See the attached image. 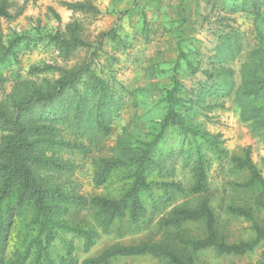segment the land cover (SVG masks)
Returning a JSON list of instances; mask_svg holds the SVG:
<instances>
[{
	"label": "rangeland",
	"instance_id": "obj_1",
	"mask_svg": "<svg viewBox=\"0 0 264 264\" xmlns=\"http://www.w3.org/2000/svg\"><path fill=\"white\" fill-rule=\"evenodd\" d=\"M9 10L12 18L0 15V106L13 114L17 103L35 89L51 90L78 72L76 85L88 108L95 101L85 84L91 80L89 69L104 79L114 101L107 121L109 135L96 127L93 117L76 115L73 89L51 105H32L25 118L54 125L58 137L72 143L39 150L73 165L60 172L37 167L42 177L68 192L117 198L132 181L130 172L119 168L98 185L94 175L99 161L126 157L157 141L152 154L162 164L149 179L189 188L194 181L191 165L202 156L209 187L217 191L211 205L227 240L254 236L253 221L228 207L252 208L255 219L264 222L261 187L235 186L247 180L249 172L236 170L232 161L250 147L264 176V142L243 120L235 102L244 64L264 51V0H9ZM112 30L114 34L104 35ZM17 37L24 39L10 47ZM45 65L52 68L38 70ZM227 72L232 79L229 94L216 88ZM170 90L179 122L163 129ZM48 112L60 118H47ZM155 193L162 195L159 189ZM185 201L195 204L197 199L176 194L168 207ZM187 229L200 236L205 225L191 223ZM161 233L154 224L123 238L103 235L89 252L79 248L77 254L83 260L112 243L157 238ZM195 256L209 264L264 262V241L244 255L218 256L207 249ZM114 264L167 263L142 255L120 257Z\"/></svg>",
	"mask_w": 264,
	"mask_h": 264
},
{
	"label": "trees",
	"instance_id": "obj_2",
	"mask_svg": "<svg viewBox=\"0 0 264 264\" xmlns=\"http://www.w3.org/2000/svg\"><path fill=\"white\" fill-rule=\"evenodd\" d=\"M0 15L13 17L9 0H0ZM114 33L112 30L104 35ZM23 39L17 37L10 47ZM257 53V60L244 64L235 102L243 120L250 122L253 132L264 142V51ZM51 68L52 65H45L38 70ZM88 72L91 80L85 84L95 100L88 108L84 106L87 99L76 85L78 72L59 81L51 90L35 89L17 103L13 114L0 106V264H114L120 257L142 255L154 256L167 264H209L197 260L195 255L207 249L214 250L218 256L244 255L255 250L264 241V222L255 219L252 208L230 205L231 213L253 221L255 234L247 240H227L211 205L217 191L209 187L206 162L200 155L191 165L194 181L189 188L175 181L149 179L152 171L162 164L152 154L157 141L126 157L103 158L95 171L96 184H104L119 168L130 172L132 181L117 198L68 192L40 175L37 167L57 172L71 170L73 165L68 161L39 150L62 149L71 147L72 143L58 137L54 125L24 117L32 112L34 103L51 105L65 90L73 89L78 98L75 99L76 115L93 117L99 130L107 135L111 132L107 121L114 101L104 79L90 69ZM216 86L229 94L231 73L222 74ZM171 94L172 90L163 129L179 122ZM55 115L48 112L46 116L58 120L60 117ZM232 161L236 170L249 172L247 180L234 185L248 189L257 184L264 193V176L251 155V148L246 149L244 156L234 155ZM156 189L162 192L160 197ZM176 194L192 196L197 202L185 201L168 207ZM259 205L264 207V199L259 200ZM200 222L205 225L202 235L188 231L187 225ZM154 224L162 232L157 238L150 235L135 242H115L83 260L77 254L79 248L89 252L103 235L123 238L149 230ZM76 239L80 240L79 246Z\"/></svg>",
	"mask_w": 264,
	"mask_h": 264
}]
</instances>
